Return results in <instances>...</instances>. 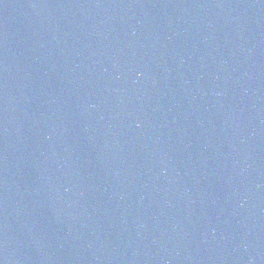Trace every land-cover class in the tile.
<instances>
[{
  "label": "water",
  "instance_id": "obj_1",
  "mask_svg": "<svg viewBox=\"0 0 264 264\" xmlns=\"http://www.w3.org/2000/svg\"><path fill=\"white\" fill-rule=\"evenodd\" d=\"M0 264H264V0H0Z\"/></svg>",
  "mask_w": 264,
  "mask_h": 264
}]
</instances>
